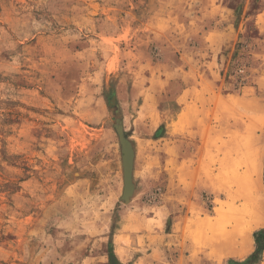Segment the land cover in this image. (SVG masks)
<instances>
[{"label":"rangeland","instance_id":"rangeland-1","mask_svg":"<svg viewBox=\"0 0 264 264\" xmlns=\"http://www.w3.org/2000/svg\"><path fill=\"white\" fill-rule=\"evenodd\" d=\"M263 86L264 0H0V264H154L174 215L164 124L186 89L210 99L199 143L216 188L184 227L201 245L249 237L223 262L243 264L264 225L241 236L221 184ZM117 120L134 150L127 200Z\"/></svg>","mask_w":264,"mask_h":264},{"label":"crops","instance_id":"crops-1","mask_svg":"<svg viewBox=\"0 0 264 264\" xmlns=\"http://www.w3.org/2000/svg\"><path fill=\"white\" fill-rule=\"evenodd\" d=\"M204 92L199 97L194 95L195 91H189V89L180 92L175 98L178 109L164 124L165 134L162 139L168 141V146L166 154H162L161 163L162 173L166 174L164 178L166 192L163 189L162 207L163 210L166 209L168 215H172V213L174 215L171 217V225L162 236L160 251L152 253L158 259L154 264H218L219 262L223 264L230 257H241L250 253L248 246L250 244L245 242L246 240L238 244L232 234L229 235V238L213 241L207 234L203 235L200 240V243L203 242L201 245L194 241V233L197 232L194 226L192 225L188 229L184 227L190 218L196 220L191 209H197L196 213L200 214L199 207L196 208L199 206L196 201L199 193L202 191L211 192L215 187L211 176L205 172L207 167L202 163V149L199 143L204 134V125L202 124H208L210 106L209 96ZM197 100L199 105L194 107ZM200 101L203 102L200 103ZM187 105L193 106L186 107ZM172 138H179L177 140L180 141L177 142L179 144H174V147H169V141ZM221 187L225 189L227 185L221 184ZM173 188H176V195L173 194ZM170 197L172 198L170 199ZM240 245L243 247L241 248ZM239 247L240 249H238ZM239 251L242 253L240 254ZM217 253L219 255H216Z\"/></svg>","mask_w":264,"mask_h":264},{"label":"bare ground","instance_id":"bare-ground-1","mask_svg":"<svg viewBox=\"0 0 264 264\" xmlns=\"http://www.w3.org/2000/svg\"><path fill=\"white\" fill-rule=\"evenodd\" d=\"M253 112L254 116H252L253 120L251 119V125L250 123H248L247 128L243 132L241 131L242 133L240 134V138H234L235 141H232L234 142L232 144L233 149L228 152V156L231 158L232 163L230 169L228 170L229 177H227V187H225V189L227 188L226 191L229 195L230 204L232 206L231 208L233 210V212H230L233 213V215L231 214V220L233 222V225H238L237 227H239V230H241L242 232L241 236H247V234H249L252 229L262 227L264 225V194L262 171L264 133H261L263 135H261L260 137L255 138L257 142V144H255V147L254 145L252 146V144L255 142V139L252 143L253 137L251 132L253 129L262 130L264 128V103L255 102L253 104ZM236 201H239L238 206H234V202ZM214 233L218 232H213V234ZM218 234H220V232ZM216 236L219 237V235ZM220 237L224 238L223 235H221ZM249 239L250 238L247 237L245 241L248 244L251 243ZM243 245H240L241 248L243 247ZM248 246L250 247V245ZM233 247L235 248V246ZM238 249H240V247ZM247 249L249 248L247 247ZM236 253L238 254V252ZM216 255L219 254L217 253Z\"/></svg>","mask_w":264,"mask_h":264},{"label":"water","instance_id":"water-1","mask_svg":"<svg viewBox=\"0 0 264 264\" xmlns=\"http://www.w3.org/2000/svg\"><path fill=\"white\" fill-rule=\"evenodd\" d=\"M115 99L113 96L110 98V104H114ZM115 129L118 135L121 158H122V167H123V190H122V199L127 200L128 196L133 190L132 184V170L134 162V150L128 138L123 132V126L120 120H117ZM114 264V260L111 259V263Z\"/></svg>","mask_w":264,"mask_h":264},{"label":"trees","instance_id":"trees-1","mask_svg":"<svg viewBox=\"0 0 264 264\" xmlns=\"http://www.w3.org/2000/svg\"><path fill=\"white\" fill-rule=\"evenodd\" d=\"M254 250L249 255V258L243 262V264H256L258 259H253V256H257L263 250L264 244V227L253 233ZM112 251H110V257H112Z\"/></svg>","mask_w":264,"mask_h":264}]
</instances>
